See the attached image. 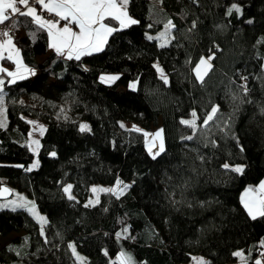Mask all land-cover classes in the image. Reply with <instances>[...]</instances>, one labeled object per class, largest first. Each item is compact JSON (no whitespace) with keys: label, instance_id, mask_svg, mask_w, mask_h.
Instances as JSON below:
<instances>
[{"label":"trees","instance_id":"trees-1","mask_svg":"<svg viewBox=\"0 0 264 264\" xmlns=\"http://www.w3.org/2000/svg\"><path fill=\"white\" fill-rule=\"evenodd\" d=\"M233 4L240 12L229 14ZM127 10L138 23L120 29L108 19L119 30L78 60L49 52L47 29L30 17L0 24V32L13 28L24 63L37 71L15 83L0 73L8 116L0 190L12 188L11 199L27 195L47 221L0 208V264H121L122 254L128 264H188L195 256L264 264V217L253 219L241 202L264 179V0H128ZM162 37L170 42L161 45ZM204 56L212 65L201 81L195 68ZM102 74L119 78L105 83ZM193 112L195 132L181 123ZM25 117L46 124L40 163L30 171ZM158 124L165 150L154 158L143 130ZM238 164L242 173L233 170ZM120 180L132 183L121 196L106 191L85 203L91 184Z\"/></svg>","mask_w":264,"mask_h":264},{"label":"snow or ice","instance_id":"snow-or-ice-1","mask_svg":"<svg viewBox=\"0 0 264 264\" xmlns=\"http://www.w3.org/2000/svg\"><path fill=\"white\" fill-rule=\"evenodd\" d=\"M128 0H35V4H30V0H0V24L8 21L10 19L9 12L13 15L26 16L32 19V22L39 25L40 28H46L48 35L50 37L49 47L53 48L57 54H62L67 50L68 58L71 59L73 56L78 60L81 55L91 54V52H99L102 50L104 44L107 43V38L113 32L118 31L119 29L110 27L105 23L106 19H112L119 22L120 29L126 28L129 25L136 24L138 21L132 19L127 12ZM39 5L42 10H46L49 13H54L59 20L52 21L44 19L37 12V7ZM26 9V10H22ZM240 12V8L233 4L232 8L229 9V14L232 11ZM60 20L65 21L62 27L59 26ZM70 25H74L73 27ZM171 25V21L169 22ZM195 25H193L194 27ZM163 35V34H162ZM0 36L7 37V39L0 41V59L4 58V53L7 52V59L14 60L17 71L7 72L8 76L13 79L9 83H15L17 79H24V76L21 72L23 71L30 72L32 70L27 69L26 66L22 65V61L19 57V49H17L12 41V37L8 31L0 32ZM153 39V37H148ZM201 58L199 64H197L195 72L198 80L203 81L204 76L207 75L208 70L211 69L210 60ZM158 71L162 73V69L157 68ZM7 71L6 69H0V72ZM118 76H101V80L105 83H111L118 79ZM161 78L167 83V77L163 74ZM4 85V80L0 79V91H2ZM135 88V84L130 85ZM245 91L247 89L245 88ZM218 112V106H214L211 109V112L203 121V126H207L209 122L213 121ZM193 120H182L181 123L190 126L195 132L197 129L195 117L196 113H192ZM4 126L3 122H0V127ZM123 126V125H122ZM81 131L88 130L87 125H81ZM140 131V129H134ZM163 129L158 130L154 134L144 133L146 137L151 136L152 142L149 146V152L151 153L153 148L158 150L153 153V157L160 155L164 152V141H163ZM184 139L191 140L192 136L186 137ZM158 141V145L155 143ZM55 155V153H52ZM32 167H36L33 164ZM227 169L229 166L224 165ZM29 171L31 169H28ZM237 173L243 172L242 166H237L233 169ZM119 183V182H118ZM71 185H68L64 191L70 193ZM128 185H124V188H127ZM9 191L8 189L0 190V195H3L4 192ZM93 192L98 191V189L93 188ZM99 191H115L114 189H99ZM121 192L123 189L120 190ZM70 199H73L69 195ZM241 202L244 208L247 210L248 214L255 219L257 216L264 217V180H262L258 186L252 187L249 186L245 189L244 193L241 196ZM93 203L89 201V204ZM19 207H24L25 205H18ZM87 206V205H86ZM15 210V209H13ZM28 211L32 212L33 215H36L34 206L29 208ZM37 219L43 225L46 223V219L42 216H37ZM43 234V231L42 233ZM117 235H120L119 233ZM69 247L72 249L73 254L75 253V246L70 244ZM234 255L241 256L242 253L237 252ZM123 256V254H122ZM130 260V258H128ZM121 264H127V261L122 260ZM256 264H261L260 261H256Z\"/></svg>","mask_w":264,"mask_h":264},{"label":"rangeland","instance_id":"rangeland-1","mask_svg":"<svg viewBox=\"0 0 264 264\" xmlns=\"http://www.w3.org/2000/svg\"><path fill=\"white\" fill-rule=\"evenodd\" d=\"M51 16H54L53 14L50 13ZM56 17V16H54ZM57 18V17H56ZM45 19L47 20V18L45 17ZM52 21L55 22L54 19H51ZM162 41H161V45H166L170 42V39L168 37H162ZM13 41V39H12ZM14 43V42H13ZM15 45V44H14ZM16 47V45H15ZM17 48V47H16ZM18 49V48H17ZM19 57H20V60L22 61V65L23 66H26L27 69H30L32 70L31 73L30 72H27V71H23V69H21V72L25 77H35L36 74H37V71L35 68L31 67V66H28L24 63L23 61V57H22V54H21V51L19 50ZM208 57L210 56H204L203 58L205 59H208ZM2 59H0V62H1ZM14 61V60H13ZM200 62V61H199ZM2 63V62H1ZM199 64V63H198ZM210 64L212 65L211 63V60H210ZM156 67L159 68V69H162V73L161 74H164V71H163V68L161 66V64L159 62H156ZM1 68V67H0ZM7 69V72H15L17 71V67H16V64L14 62V65L13 67H8L6 68ZM196 69V68H195ZM209 71V70H208ZM1 73V72H0ZM196 73V72H195ZM101 76H118L117 74H102ZM205 77V76H204ZM13 78L10 77V80H12ZM17 80H20V79H17ZM16 80V81H17ZM132 84H135V88L131 87L130 86V89H136L137 86H138V82L137 80H133L130 82V85ZM2 92V91H0ZM25 119L30 122L31 124V130H30V134H29V137H30V147L32 149V151L35 153V158H34V161L31 163L29 169H35L38 167L39 163H40V159H39V156H38V152H39V149H40V138L41 136L44 134L45 132V128H46V124L42 121H39L37 120L36 118H33V117H25ZM0 122H3V125L2 127H5L7 125V122H8V116H7V112H6V100H5V97H3V95L0 93ZM162 129V126L160 124H158V126H153V128L151 130H143L144 133H149V134H154L156 133L158 130ZM163 135V134H162ZM145 141H146V147H147V150L149 152V146H150V143L152 142V138L151 136H148L146 137L145 136ZM163 141H164V136H163ZM157 145H158V141L155 142ZM164 147H165V144H164ZM158 149L157 148H153L152 152L150 153L151 156H153V153H155ZM33 164L36 165V167H32ZM237 166H241L240 164L236 165L235 167ZM119 182V183H118ZM115 183L114 186L112 187H109L108 185H104V184H99V183H93L90 185L89 187V197L85 200V203L86 204H89V201H92L93 203L89 204V205H92V204H96L99 202L100 200V195L103 193V192H106V191H99V189H114L115 191H111L114 195L116 196H121L122 194H124L129 188L130 186L132 185L131 182H123V181H118ZM68 185H71V189H70V193H68L69 195H73V184L72 183H69L65 186V188L68 186ZM124 185H128L127 188H124ZM93 188H96L98 189V191L96 192H93L92 189ZM123 189V191L121 192L120 190ZM25 205L24 207H19L18 205ZM34 206V210H35V213L36 215H33L32 212H30L36 219H37V216H42L46 219V216L43 215L39 209L37 208V206L35 205V202L33 201V199H31L30 197H28L27 195L24 197V198H9V199H5V201H2V203L0 204V208H10V209H29V208H33ZM38 220V219H37ZM39 221V220H38ZM117 260H125V257L120 255V258L117 257ZM126 261V260H125ZM128 264V262H127ZM188 264H206V261L203 257L201 256H195L193 261L188 263Z\"/></svg>","mask_w":264,"mask_h":264},{"label":"crops","instance_id":"crops-1","mask_svg":"<svg viewBox=\"0 0 264 264\" xmlns=\"http://www.w3.org/2000/svg\"><path fill=\"white\" fill-rule=\"evenodd\" d=\"M32 1H34V2H31L30 1V4H35V0H32ZM36 7H37V12H38V14H40L42 17H43V15H42V12L43 11H46V10H42L41 8H40V6L39 5H35ZM22 10H26V9H23L22 8ZM47 12V11H46ZM127 12H128V10H127ZM51 14H53L54 16H56L54 13H51ZM129 14V13H128ZM130 16V15H129ZM57 17V16H56ZM131 17V16H130ZM44 18V17H43ZM58 18V20H59V17H57ZM132 18V17H131ZM45 19V18H44ZM133 19V18H132ZM64 23H66L65 21H63V20H60V24H59V26L60 27H62L63 25H64ZM105 23H107L110 27H113V25H111L109 22H108V19H106L105 20ZM119 23V22H118ZM71 27H73V29L74 30H77L78 31V29L77 28H75V26L74 25H70ZM108 39V38H107ZM50 37H49V44H50ZM104 46H105V44H104ZM103 46V47H104ZM103 49V48H102ZM49 52H55V53H57L53 48H51L50 47V51ZM7 55H8V53L7 52H5L4 53V57H7ZM59 56H62V57H64V58H66V59H69L68 58V53H67V50H65L62 54H58ZM82 56V55H81ZM75 56H73V58H74ZM1 62H2V60H1ZM0 62V69H6V68H8V67H12V66H7V65H4L3 63H1ZM14 62V61H13ZM7 70V69H6ZM264 180V179H263ZM259 185V184H258ZM257 185V186H258ZM2 189H8L9 191H7V192H4L3 193V195H0V198H3V199H7V198H10V196L12 195V193H14V191H13V189L12 188H9V187H3ZM1 189V190H2ZM247 189V188H246ZM245 191V190H244ZM244 191H243V193H244ZM242 193V194H243ZM242 196V195H241ZM257 217H259V216H257ZM205 259V258H204Z\"/></svg>","mask_w":264,"mask_h":264},{"label":"built area","instance_id":"built-area-1","mask_svg":"<svg viewBox=\"0 0 264 264\" xmlns=\"http://www.w3.org/2000/svg\"><path fill=\"white\" fill-rule=\"evenodd\" d=\"M8 14L10 15V17L13 16V14H11L10 12H9ZM44 17H46L47 20H51V19H54L55 21L58 20V18H56V17H54V16H51L49 12L44 13ZM1 29H2V30L7 29V31H8L10 34H13V33H14V30H13L12 27L6 28L5 25H2V26H1Z\"/></svg>","mask_w":264,"mask_h":264}]
</instances>
